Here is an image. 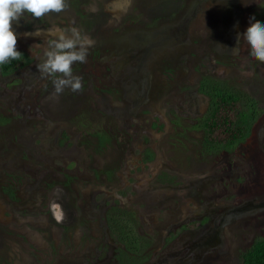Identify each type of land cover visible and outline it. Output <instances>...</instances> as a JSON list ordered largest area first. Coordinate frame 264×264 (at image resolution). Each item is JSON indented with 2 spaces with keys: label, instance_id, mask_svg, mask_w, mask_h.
Instances as JSON below:
<instances>
[{
  "label": "rangeland",
  "instance_id": "obj_1",
  "mask_svg": "<svg viewBox=\"0 0 264 264\" xmlns=\"http://www.w3.org/2000/svg\"><path fill=\"white\" fill-rule=\"evenodd\" d=\"M66 2L13 23L27 60L0 74V264H238L264 238V63L237 36L264 0ZM57 28L94 41L79 92L36 67ZM205 81L246 99L239 142L203 144Z\"/></svg>",
  "mask_w": 264,
  "mask_h": 264
},
{
  "label": "clouds",
  "instance_id": "obj_2",
  "mask_svg": "<svg viewBox=\"0 0 264 264\" xmlns=\"http://www.w3.org/2000/svg\"><path fill=\"white\" fill-rule=\"evenodd\" d=\"M68 7L66 0H0V64L10 60H19L22 54L16 50L17 35L13 23L18 22L25 13L34 19H40L49 13H60ZM40 33H37L39 36ZM51 37L46 41L43 61L36 65L42 76L54 77L53 84L56 94L65 88L79 92L83 88L82 79L73 75L75 63H86L88 49L94 41L82 36L76 28L68 30H49ZM243 37L250 48V55L264 63V23L250 18L249 26L237 41ZM238 50V49H237Z\"/></svg>",
  "mask_w": 264,
  "mask_h": 264
},
{
  "label": "trees",
  "instance_id": "obj_3",
  "mask_svg": "<svg viewBox=\"0 0 264 264\" xmlns=\"http://www.w3.org/2000/svg\"><path fill=\"white\" fill-rule=\"evenodd\" d=\"M26 60L22 56L19 60L0 64V74L6 75L13 72ZM200 92L209 97L210 104V112L200 125L204 133L203 144L209 148H219L243 139L247 133V123L242 120L243 110L247 106L243 95L229 89L223 82L213 83V81L202 82ZM188 226L185 225V227ZM111 230L122 243L126 241L127 232L122 230L120 223H115ZM238 264H264V238L254 239L244 251L239 253Z\"/></svg>",
  "mask_w": 264,
  "mask_h": 264
}]
</instances>
